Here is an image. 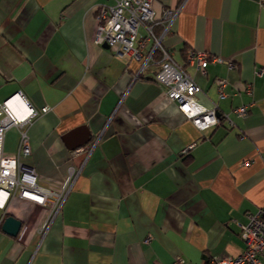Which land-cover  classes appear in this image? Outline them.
<instances>
[{"label":"crops","instance_id":"1","mask_svg":"<svg viewBox=\"0 0 264 264\" xmlns=\"http://www.w3.org/2000/svg\"><path fill=\"white\" fill-rule=\"evenodd\" d=\"M116 1L0 0V103L19 92L47 107L25 124L30 154L18 159L54 191L70 165L79 169L51 219L47 206L16 195L0 207V264H208L244 249L238 224L264 205V5L154 3L160 44L199 86L196 102L232 121L200 129L155 81L159 48L140 68L152 39L139 60L93 41L96 6ZM177 3L167 26L163 10ZM192 51L215 58L204 74ZM18 142V128L7 129L4 153ZM7 216L21 222L16 235L2 228Z\"/></svg>","mask_w":264,"mask_h":264},{"label":"built area","instance_id":"2","mask_svg":"<svg viewBox=\"0 0 264 264\" xmlns=\"http://www.w3.org/2000/svg\"><path fill=\"white\" fill-rule=\"evenodd\" d=\"M155 2L164 0H117L114 5L99 4L95 8L96 23L90 31V36L97 44H107L113 48L118 56H128L135 59L143 57V50L147 42L152 39L150 51L144 56L141 69L148 60H153V52L159 48L161 57L158 60L159 69L154 75L155 81L164 88L167 98L178 105L180 111L200 129L219 124L231 119L227 115L218 113L217 108H205L199 105L195 99V93L199 86L172 58L170 51L160 44V37L165 31L162 19L156 16ZM264 5V0H259ZM180 5L174 4L164 8L162 17H169L167 26L176 15ZM162 25L158 34L154 32V26ZM143 27L145 35L141 36L139 28ZM204 51L190 52L189 60L195 62L196 68L202 74L205 73L208 60L215 59ZM264 72V68L259 73ZM223 84V80L218 81ZM251 83H246L245 90L251 92ZM224 94H220L223 96ZM47 107L41 110L33 108L21 93H15L0 103V207H3L11 196H19L32 200L50 210V218L55 216L62 206L68 192L72 189L79 174V169L70 165L67 176L60 184L58 191L43 187L37 182L34 168L19 161L18 155L30 154L25 124L32 117L45 112ZM246 105L234 109L235 113L243 116L247 113ZM19 130L18 150L14 154H6L3 151V135L10 127ZM27 126V125H26ZM91 149V145L83 146ZM79 149V148H78ZM78 149L72 150V155L77 154ZM246 222L239 223V232L245 246L236 255L217 256L209 259L208 264H264V205L255 211L246 214ZM149 238H146V241ZM173 264H183L177 258Z\"/></svg>","mask_w":264,"mask_h":264},{"label":"water","instance_id":"3","mask_svg":"<svg viewBox=\"0 0 264 264\" xmlns=\"http://www.w3.org/2000/svg\"><path fill=\"white\" fill-rule=\"evenodd\" d=\"M104 47H109L107 44H103ZM84 129H86V126H79L77 128H74L71 130V132L67 133L64 136V139L70 138V136H74L75 133H83ZM88 132V131H87ZM88 138H83V140L77 144L74 145H68V148H74L77 147L78 145H81L84 142H87ZM21 222L20 220L16 219L14 216H7L4 219L2 228L3 230L8 233L9 235H16L20 229Z\"/></svg>","mask_w":264,"mask_h":264}]
</instances>
